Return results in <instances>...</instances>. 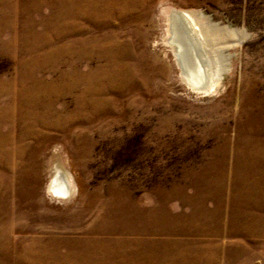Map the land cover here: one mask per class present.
<instances>
[{
    "label": "rangeland",
    "instance_id": "rangeland-1",
    "mask_svg": "<svg viewBox=\"0 0 264 264\" xmlns=\"http://www.w3.org/2000/svg\"><path fill=\"white\" fill-rule=\"evenodd\" d=\"M0 264H264V0H0Z\"/></svg>",
    "mask_w": 264,
    "mask_h": 264
},
{
    "label": "bare ground",
    "instance_id": "bare-ground-1",
    "mask_svg": "<svg viewBox=\"0 0 264 264\" xmlns=\"http://www.w3.org/2000/svg\"><path fill=\"white\" fill-rule=\"evenodd\" d=\"M199 27L196 26V24L193 23V21L186 14H184L181 11L174 10L170 15V30H169L170 35L168 38V43L171 47L174 48L176 54L179 56H180V53L183 51L184 52L185 51L186 52H195V54L198 55V57L200 59H202V61H203L202 63H205L203 68L205 69V67H206V69H207L206 70L207 76L205 77L206 79H205L204 84L198 85L197 87L195 86V88H198L200 90H206L207 86L214 79L215 75H217L218 72L220 71L219 70L220 67H218V64L216 62L217 59L215 58V56L213 54L214 51L211 50L210 44L204 39V37L202 35L203 31H202L201 27L200 28ZM189 54H191V53H189ZM195 54H193V55H195ZM194 58H196V57H194ZM212 58H215L213 60L216 63V67L213 66V64H212L213 62H211ZM187 60H188V58H187ZM183 62L184 61H182V63ZM184 64H186V63H184ZM187 64H188V62H187ZM190 64H191V62H190ZM199 64L201 65L200 61H199ZM180 68H181V66H180ZM187 69L188 68H186L185 70H187ZM197 69H198V66H197ZM192 72H195V71L192 70ZM199 73H201V72H199ZM192 77H193V75H192ZM69 188H70V183L67 179H65L63 173L56 172V174L54 175L53 180L50 184V191H52L53 193H55L58 196L66 197L64 195H69L68 194L70 192Z\"/></svg>",
    "mask_w": 264,
    "mask_h": 264
}]
</instances>
